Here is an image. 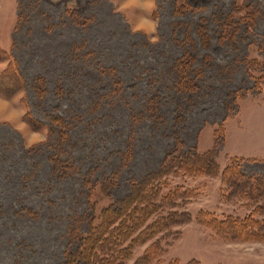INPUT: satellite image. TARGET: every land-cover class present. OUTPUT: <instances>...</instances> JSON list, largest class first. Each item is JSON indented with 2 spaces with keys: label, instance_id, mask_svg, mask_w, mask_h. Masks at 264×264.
Listing matches in <instances>:
<instances>
[{
  "label": "rangeland",
  "instance_id": "rangeland-1",
  "mask_svg": "<svg viewBox=\"0 0 264 264\" xmlns=\"http://www.w3.org/2000/svg\"><path fill=\"white\" fill-rule=\"evenodd\" d=\"M128 2L0 0V94L24 113L0 120V264L64 262L78 242L71 230L88 228L94 207L123 199L174 148L212 152L213 166L166 176L164 191H187L167 204L183 220L160 256L264 264V0H138L120 12ZM141 16L158 22L157 43L130 31ZM13 60L18 77L6 70ZM97 182L106 186L95 206Z\"/></svg>",
  "mask_w": 264,
  "mask_h": 264
},
{
  "label": "trees",
  "instance_id": "trees-1",
  "mask_svg": "<svg viewBox=\"0 0 264 264\" xmlns=\"http://www.w3.org/2000/svg\"><path fill=\"white\" fill-rule=\"evenodd\" d=\"M245 16L252 21L254 12L247 8ZM228 33V31H226ZM203 41L208 45L210 36L202 31ZM190 54H185L178 63L179 67L189 63ZM7 72H13V77H18L19 72L16 61L9 62ZM20 76V75H19ZM189 79L188 81H190ZM189 82V86L195 85ZM28 122L33 127L41 128L44 124L35 118L29 110L26 114ZM59 124L61 133L66 135V123L62 117L56 116L53 119ZM212 152L199 154H185L179 152L178 148L171 150L165 157L160 170L151 172L145 176L143 181L132 180V191L121 200L111 199L101 210H96L89 214L91 217L88 228L71 230L72 240L78 241L76 246L67 250L66 259L59 264H127L133 258L137 244L149 241L144 252L136 257L130 264H180L178 257L163 259L160 256L165 253L167 246L174 237L179 235V228H174L176 223L183 220V211L170 210L168 206L175 201V198L185 196V192L178 187H170L163 190L169 182L166 176L177 174L180 170L210 174L212 164ZM67 162H70L67 160ZM198 163V164H197ZM231 169H236L232 162L227 167V173ZM98 184L92 186L90 190V202L97 206L100 195L105 192V186ZM228 218L222 221H227ZM246 219L239 221L241 226L248 228L250 224ZM252 226V225H251ZM257 226V224H255ZM242 227V228H243ZM241 228L240 231L243 232ZM240 232V233H242ZM255 234L262 233L260 228H251ZM172 235V239L170 237ZM129 259V260H128ZM190 260L188 264H191Z\"/></svg>",
  "mask_w": 264,
  "mask_h": 264
},
{
  "label": "clouds",
  "instance_id": "clouds-1",
  "mask_svg": "<svg viewBox=\"0 0 264 264\" xmlns=\"http://www.w3.org/2000/svg\"><path fill=\"white\" fill-rule=\"evenodd\" d=\"M138 4V0H129L128 3L121 6L119 9L120 12H123L125 9L132 7L133 5ZM158 22L151 18V16H141L133 25L130 26V31L133 34L142 33L146 37L150 38V43H157L158 40L153 38V35L158 31ZM15 97L8 98L6 95L0 94V120L6 124H12L13 121L22 119L24 113L21 109L17 108L13 104ZM36 133L37 131H33ZM47 139L42 138L41 140L28 139L26 147L31 148L40 143H46Z\"/></svg>",
  "mask_w": 264,
  "mask_h": 264
}]
</instances>
